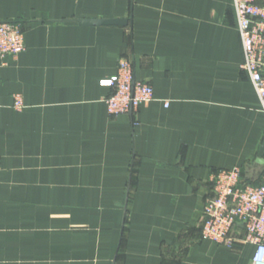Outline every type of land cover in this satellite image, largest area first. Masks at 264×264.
Listing matches in <instances>:
<instances>
[{
  "label": "crops",
  "instance_id": "0c3cea01",
  "mask_svg": "<svg viewBox=\"0 0 264 264\" xmlns=\"http://www.w3.org/2000/svg\"><path fill=\"white\" fill-rule=\"evenodd\" d=\"M0 21L25 46L0 59V264H250L201 238L211 174L264 173L231 0H0ZM122 57L153 99L110 116Z\"/></svg>",
  "mask_w": 264,
  "mask_h": 264
},
{
  "label": "built area",
  "instance_id": "2783aa9c",
  "mask_svg": "<svg viewBox=\"0 0 264 264\" xmlns=\"http://www.w3.org/2000/svg\"><path fill=\"white\" fill-rule=\"evenodd\" d=\"M240 36L244 71L256 93L264 114V4L255 0H231ZM23 33L18 24L0 21V59L13 61L24 50ZM112 92L105 97L110 116L132 114L153 99L151 85L134 79L133 66L127 58L117 62L115 74L101 81ZM165 105L167 103L165 102ZM24 107L19 94L13 96L12 108ZM212 197L202 208L201 238L233 248L236 243L252 244L250 264H264V173L258 182L243 176L242 169H218L210 176ZM238 226L242 236H235Z\"/></svg>",
  "mask_w": 264,
  "mask_h": 264
},
{
  "label": "water",
  "instance_id": "95a60500",
  "mask_svg": "<svg viewBox=\"0 0 264 264\" xmlns=\"http://www.w3.org/2000/svg\"><path fill=\"white\" fill-rule=\"evenodd\" d=\"M83 25H126L128 19H79Z\"/></svg>",
  "mask_w": 264,
  "mask_h": 264
}]
</instances>
